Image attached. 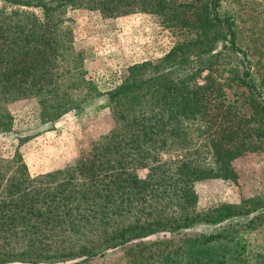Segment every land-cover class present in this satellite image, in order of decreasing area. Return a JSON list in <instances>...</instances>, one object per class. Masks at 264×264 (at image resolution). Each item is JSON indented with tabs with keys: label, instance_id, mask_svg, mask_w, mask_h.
I'll list each match as a JSON object with an SVG mask.
<instances>
[{
	"label": "trees",
	"instance_id": "obj_1",
	"mask_svg": "<svg viewBox=\"0 0 264 264\" xmlns=\"http://www.w3.org/2000/svg\"><path fill=\"white\" fill-rule=\"evenodd\" d=\"M219 6L220 0H0V134L12 127V102L33 99L46 124L102 95L73 46L69 10L104 18L156 14L188 37L157 63L127 68L107 93L114 126L83 160L31 177L18 154L0 157V264H88L116 248L124 249L126 264H264V246L239 238L264 212L228 230L181 234L259 210L248 199L198 211L191 186L236 181L232 161L255 146L257 129L225 104L215 76L225 66L215 44L224 40L236 61L230 74L258 94L234 23L220 18ZM223 25L229 36H220ZM156 234L165 236L144 241Z\"/></svg>",
	"mask_w": 264,
	"mask_h": 264
},
{
	"label": "rangeland",
	"instance_id": "obj_2",
	"mask_svg": "<svg viewBox=\"0 0 264 264\" xmlns=\"http://www.w3.org/2000/svg\"><path fill=\"white\" fill-rule=\"evenodd\" d=\"M33 12L40 15V10L34 9ZM218 12L220 18L234 23L232 29L236 35V45L248 57L251 80L258 94L253 97L249 95L240 81L230 74L236 61L234 52L222 48L224 40L215 44V51H222L225 55L221 61L225 66H221L215 76L223 87L225 104L239 115L249 118V124L257 129L251 139L255 146L232 161L236 181L206 179L191 186L197 195L198 211L210 210L220 204L237 205L248 199L256 200L259 210L251 216L215 225H198L181 234L228 230L236 223H245L264 212V110L257 109V105L264 102V0H220ZM67 18L66 26L73 32V46L80 53L87 77L98 86L102 95L89 100L81 109L70 111L46 124L38 118V108L33 99L18 100L7 106L12 116V127L9 132L0 134V157L11 159L18 154L31 177L63 169L86 158L92 143L108 134L114 126L107 93L120 84L127 68L146 61L155 64L177 43L188 38L186 31L169 27L164 18L156 14L139 12L104 18L97 11L76 9L69 10ZM195 18L196 15L191 14V21ZM221 28L220 36H229L227 27L223 25ZM197 145L193 146L197 148ZM201 156L208 157L204 154ZM160 157L167 160L171 155L161 154ZM137 172L139 176L146 174L145 169ZM256 225L254 230H247L253 231L248 237L240 229L239 238H251V245L262 248L264 215L262 220L256 221ZM163 236L156 234L144 241H158ZM88 264H126L124 249L109 250Z\"/></svg>",
	"mask_w": 264,
	"mask_h": 264
}]
</instances>
